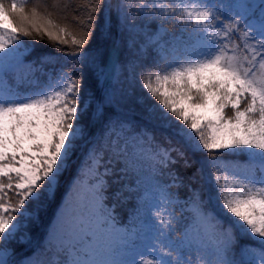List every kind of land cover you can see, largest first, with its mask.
Returning <instances> with one entry per match:
<instances>
[{"label": "snow or ice", "instance_id": "obj_1", "mask_svg": "<svg viewBox=\"0 0 264 264\" xmlns=\"http://www.w3.org/2000/svg\"><path fill=\"white\" fill-rule=\"evenodd\" d=\"M28 3L0 0V264H15L10 245L31 240V227L56 200L78 143L86 139L87 152L57 209L58 227L65 225L69 196L85 178L88 202L64 227V240L49 241V258L29 256L20 264H88L76 258L81 241L106 236V251L116 255L121 242L131 243L142 229L152 234L147 249L153 253L136 257L154 254L148 264H197L186 250H194L200 264H264V12L257 27L239 13L220 19L219 5L210 0H180L171 11L151 0H93L77 36ZM169 21L192 29L199 55L167 63L165 53L148 63V50L158 41L145 29H163ZM45 37L59 55L37 54ZM233 37L238 43L229 48ZM109 61L119 75L105 80L98 98L86 87L85 69L97 73L99 84ZM137 82L142 95L135 92ZM229 106L233 115L226 116ZM160 129H173L177 143L161 133L162 143ZM240 154L259 159L258 171L252 163L237 164ZM178 161L192 169L187 183L172 168ZM146 165L157 179L138 206L140 228L133 231L107 203L109 190L119 185L111 196H122L132 184L121 182ZM164 175L170 182L160 181ZM200 181L210 183L214 194L205 197L193 186ZM182 187L188 191L183 204L172 191ZM150 196L157 203L148 209ZM185 209L193 223L181 227ZM148 212L154 224L144 228ZM56 231L50 228L48 235ZM244 239L256 243L249 247ZM136 257L101 264H143Z\"/></svg>", "mask_w": 264, "mask_h": 264}, {"label": "trees", "instance_id": "obj_2", "mask_svg": "<svg viewBox=\"0 0 264 264\" xmlns=\"http://www.w3.org/2000/svg\"><path fill=\"white\" fill-rule=\"evenodd\" d=\"M144 0H140V3ZM5 2H8V0H5ZM117 0H113V3H116ZM129 3L133 2V0H128ZM210 2L214 5H219V11L221 13L220 19H224L225 17H233L237 14L236 9V0H210ZM93 0H31V3H28L26 5V8H32L35 6L39 7V10L41 12L50 13V18L57 24H59L61 27H66L69 32H72L79 36V34L83 30V22L88 14V9L92 6ZM239 19V16L236 17ZM245 20H248V18H244ZM227 22V21H225ZM152 28V27H151ZM154 28V27H153ZM189 29L190 27H186ZM153 29L146 30L149 33H152ZM178 33H181V31H177ZM181 36H183L180 40H178L179 43L182 42V40L186 42H191L192 39L188 37H184V33H181ZM165 40V44H168V42L165 39V36H161ZM221 39H223V34L220 36ZM145 39V37L141 36V40ZM232 42L228 45L229 48H231L234 44L238 43V41L235 39V37L231 38ZM47 38L45 37L44 41H41L40 44L37 45V54L39 53H50L52 55H59L56 52V49L51 47V44L49 42H46ZM126 54V53H125ZM232 54V53H229ZM237 55H243L242 51H238ZM30 59L32 57H29ZM159 55L156 53L153 46L149 48L148 54L146 55L145 59L148 63H152L154 60L158 59ZM167 62V60H166ZM170 61L169 63H171ZM94 67V66H93ZM118 70V69H117ZM105 75H102L99 77V84L96 83L97 81V73L94 71H89L88 69H85V77H86V87L89 89H94L96 92L97 97L103 95V92L105 90L106 84L105 80L107 79L106 76V69L104 70ZM119 75V72L118 74ZM108 80V79H107ZM111 81V80H109ZM135 92L137 95H142L143 90L140 88L139 83L137 82L136 85H134ZM243 103L241 104V106ZM131 102L126 107H131ZM120 110V109H118ZM134 111L139 114L140 109L136 108ZM224 114L226 116H231L232 113L229 109L225 108ZM139 118V116H138ZM92 131H96V128L93 127ZM163 133L164 135H167L171 137L173 144L177 143L178 137L175 136V133L171 132V129H160L158 131V138L161 139V142L163 143V138L160 135ZM90 143V139H86L84 141H81L78 143L77 149L75 150L70 166L68 168V171L64 174L60 191L57 194L56 200L49 206L46 207L45 211L41 215V220L38 225H33L30 229L31 231V240L24 244L19 243H13L11 244V248L15 250L14 256L11 257L13 261H15V264H20L21 260L25 257L31 256L33 253H36L37 257H41V250L38 251L42 246L43 242L45 240V237L47 235L48 229L52 226V221L57 213L58 207L63 203L65 193L69 191L72 184V179L76 174L77 169L80 166V163L82 159L85 156V153L87 152L88 146ZM175 155V153H173ZM190 159H199L198 156L193 157L191 153L188 154ZM236 160V163L239 164L242 168L246 167L247 164L252 163L255 166L259 164V161H249L247 156L244 154H240L236 157H234ZM197 165H193V168H195ZM173 170L180 174V176L185 178V182L187 183V176L190 175L192 169H185L183 167V161H178L175 165L172 166ZM138 177V178H137ZM157 177L149 170L147 165L144 167L142 172L137 173L135 176H130L126 178L124 181H122V184H132V188L130 190L128 189H122L123 195L119 198H115L111 196V192L115 191L116 187H119V185H114L112 189L109 190V199L107 203L109 205L115 204V212L116 215L121 223L122 226H125L129 228L130 230L136 231L140 228V221L137 219V209L138 206H140L143 202V199L145 198V195H150L154 189L153 185L156 183ZM161 182H170V179L167 175H164L162 177H159ZM194 187L201 188L202 194L206 197L210 192L214 194V189L212 188V185L210 183H204L203 181L198 182L196 185H193ZM81 190V189H80ZM83 190V189H82ZM173 192H178L180 196V203L183 204L184 198L187 197L188 191L186 188L182 187L180 189L173 188ZM80 192V191H79ZM77 193L70 195V197L76 196ZM90 195V192L87 190L81 191V196L84 199V204L88 202V197ZM155 197L150 196L147 207L148 209H151L155 206L154 203ZM218 204V201L216 202ZM179 212V209H177ZM141 216H143V210L140 209ZM155 213V209H153V214ZM219 214V213H218ZM225 222H230V217L224 216ZM164 219H168L167 215L164 216ZM192 216L191 212L188 209H185L183 212V221L181 224V227H183L184 224H187L189 226L192 225ZM154 224V220L150 215V212H148L143 220V227L144 228H150ZM143 232V234L146 235V239H141L140 235H137L135 237V240L137 241H150L152 238V234L150 231H144L143 229L140 231ZM139 232V233H140ZM180 233L177 232L174 234L175 236H179ZM210 243V242H205ZM242 244L250 246L255 245V240H248L244 239L241 241ZM47 251V250H45ZM167 249H165V252ZM48 253V252H47ZM186 254L190 255L194 260H197V264H200V261L198 260V254L192 250L188 251L186 250ZM49 255V254H48ZM41 259V258H40ZM145 259H152L150 257H145Z\"/></svg>", "mask_w": 264, "mask_h": 264}, {"label": "rangeland", "instance_id": "obj_3", "mask_svg": "<svg viewBox=\"0 0 264 264\" xmlns=\"http://www.w3.org/2000/svg\"><path fill=\"white\" fill-rule=\"evenodd\" d=\"M146 0L142 1L141 3H145ZM151 2L156 3L157 7H160L161 5L168 7L169 11H171L172 5H175L177 9L180 7V0H151ZM264 2V0H236V9L237 13L240 14V16H243L244 18H248V23L259 26L260 20H261V14L264 12V8H261V4ZM152 30V33H154V39L158 41V45H154L153 48L155 49L156 53H158L159 57L162 54L167 55V63L173 60V58L180 59L181 62H183L182 58H187L193 55H199V52L197 51L199 44L197 41L196 35L192 32V29H187L180 23L176 21H169L164 25V28H159V25L154 26V28H146V30ZM166 29V31H165ZM181 31V33H184V37H188L192 39L191 42H186L182 40L181 43L178 42L183 36H181V33H178L177 31ZM219 32V29L216 30ZM161 36H165L166 41L168 44H165V40L161 38ZM222 36V33L220 34ZM163 52H162V49ZM30 59V58H29ZM118 70L114 73L113 70L111 73H108L109 80H113L114 76L118 74ZM244 105L241 106V109H243ZM229 109L233 115V110L231 107H226ZM175 127V126H174ZM171 132L174 133V130L171 129ZM259 161V159H256ZM260 164V161H259ZM258 165L257 171H258ZM89 181L87 178H85L83 185L81 186L80 192L76 194L74 197L69 196V207L67 209V217L65 221L64 227H71L73 224L74 219V213L78 212L79 209H81L84 205V199L81 196V191L89 190ZM83 189V190H82ZM65 200H63V203ZM62 203V204H63ZM157 203L155 199V204ZM190 211V210H189ZM64 227H58L57 225V215L55 214L52 226L50 228L57 229L55 234L53 236H49L50 228L48 229L47 235L45 237V240L43 242V246L39 249L41 250V259L49 258L51 253L48 251L49 241H51L52 245H58L60 244L64 238ZM141 239H146V235L143 234V232L139 233ZM135 237H133L131 243L127 242H121V253L112 255L109 254L106 251V246L111 242L110 239L106 236L99 235V234H92L91 238L89 240L81 241L78 244V252L79 255L76 257L78 260L81 261H87L88 264H92V262H96V264H101V262H108V261H119V260H128L131 261L136 257V253L144 252L147 250L148 253H153V249L149 248L147 249V246L150 244V241H137L135 240ZM210 242V241H205ZM11 247V246H10ZM251 247V246H250ZM45 250H47L45 252ZM48 252V253H47ZM36 254V253H35ZM49 254V255H48ZM33 260H39L36 255H31ZM145 257H150L152 261L154 260L155 256L154 254L149 255L145 254L143 256H137V261L143 262V264H148L150 262V259H145Z\"/></svg>", "mask_w": 264, "mask_h": 264}]
</instances>
